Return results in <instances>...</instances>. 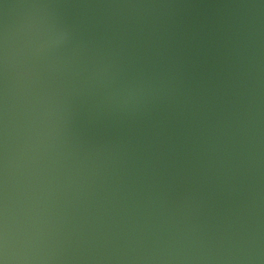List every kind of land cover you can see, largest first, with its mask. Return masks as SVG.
Masks as SVG:
<instances>
[{
  "label": "water",
  "instance_id": "95a60500",
  "mask_svg": "<svg viewBox=\"0 0 264 264\" xmlns=\"http://www.w3.org/2000/svg\"><path fill=\"white\" fill-rule=\"evenodd\" d=\"M0 264H264V0H0Z\"/></svg>",
  "mask_w": 264,
  "mask_h": 264
}]
</instances>
